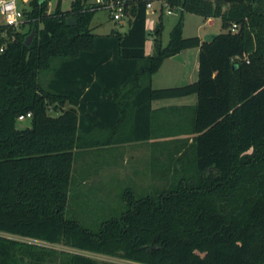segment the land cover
I'll return each instance as SVG.
<instances>
[{
  "label": "trees",
  "instance_id": "obj_1",
  "mask_svg": "<svg viewBox=\"0 0 264 264\" xmlns=\"http://www.w3.org/2000/svg\"><path fill=\"white\" fill-rule=\"evenodd\" d=\"M170 3L184 12L166 46L164 16L149 31L144 0L128 8L124 33H94L95 13H81L80 4L48 15L37 2L31 28L10 34L0 60V233L139 264H264V0ZM186 12L221 18L228 31L190 42ZM188 43L201 45L197 82L153 89L162 61ZM193 94L195 105L152 109ZM160 137H192L172 158L168 189L141 197L127 188L125 209L97 228L70 214L79 150ZM0 264L119 263L0 235Z\"/></svg>",
  "mask_w": 264,
  "mask_h": 264
},
{
  "label": "rangeland",
  "instance_id": "obj_2",
  "mask_svg": "<svg viewBox=\"0 0 264 264\" xmlns=\"http://www.w3.org/2000/svg\"><path fill=\"white\" fill-rule=\"evenodd\" d=\"M70 4V1H65L59 8L62 11H68L71 7ZM57 8L55 0H53L52 12L57 11ZM48 11L50 10L47 7L46 13H48ZM109 17V14L105 11L95 13L92 24L101 23L102 25L94 29V32L98 35H107L116 30L122 33L126 31L128 24L125 23L124 27L120 28L116 26V23L112 22ZM179 19L178 15H165L163 17L164 46L168 44L171 29L179 22ZM158 22L159 20L157 17L150 14L147 17L149 31H154ZM150 27L152 30H150ZM30 28V26H27L25 30L28 31ZM182 28L183 37L190 42H192V40L204 41V38L208 35H219L228 31L221 18H207L190 12L184 13ZM200 46L201 45L198 43H188L180 53L182 60H175L173 57L165 58L158 71L152 77V88L156 90L174 89L196 83L198 80ZM145 52L147 56L154 54V38L149 37L147 40ZM172 74H177V76L173 77L171 76ZM197 101V95L193 94L185 98L160 99L155 101V104L158 105L159 103L160 107H173L195 105ZM63 109L67 110L68 105H65ZM52 113L58 114L59 112L56 111ZM28 124L29 121L26 120L21 122L20 125L26 126ZM169 143L170 145L177 144L176 141H172L171 139ZM132 151H136V149H126L122 152L123 157H125H121L123 158L122 162L118 160L116 166L105 167L103 157L98 158L97 154L92 151L90 152L85 149L79 150L73 166L72 183L74 182L75 186L79 182H84V186L80 187L78 190H75V188L73 191L71 190L68 211L70 214L77 213L78 218L81 219L85 226L97 228V225L103 220L113 215L120 214V212L125 209L122 196L127 188H132L136 196L142 197L166 190L173 183L174 172L177 165L172 161V158L177 159L176 157H170L168 163L165 164L168 165L167 167L165 166L168 172L159 174L154 173L153 175L133 174L129 159V154ZM105 185H109L112 190L104 189L103 186ZM92 187H98V190L95 191ZM93 205H95V208H92L94 211L104 212L109 210L110 213L92 215L90 210ZM1 235L21 242L48 245L34 238L19 237L4 233ZM53 247L58 250L70 249L62 245Z\"/></svg>",
  "mask_w": 264,
  "mask_h": 264
},
{
  "label": "built area",
  "instance_id": "obj_3",
  "mask_svg": "<svg viewBox=\"0 0 264 264\" xmlns=\"http://www.w3.org/2000/svg\"><path fill=\"white\" fill-rule=\"evenodd\" d=\"M65 1H70V9L72 10L74 5L80 4L81 13H89L94 12L97 13L99 11H105L109 14L110 19L113 22L120 23L125 19H128L127 10L133 3H137L138 1L143 0H55V4L57 7H61ZM146 1V10L147 17L152 14L157 17L159 20L161 16H172L178 15L179 17L184 12V8L182 6H173L170 3V0H144ZM46 3L48 6L47 14L51 15L53 7V0H0V60L6 52L8 42L10 41L11 33L23 32L26 31L27 26H31V24L35 21L30 16V13L34 10V4ZM68 10V11H69ZM233 31L238 29L237 24H234L232 27ZM32 116L31 113L26 115H20L19 121L24 122L30 119ZM2 233H0L1 235ZM45 243V242H43ZM48 244V243H45ZM46 247L55 248L53 246L57 245H43ZM70 248L69 250H65L71 253L80 254L83 256L91 257L100 261L113 262L119 264H139L134 261H130L127 259L114 258L110 256L100 255L91 253L88 251H83L76 248ZM72 249V250H71Z\"/></svg>",
  "mask_w": 264,
  "mask_h": 264
},
{
  "label": "crops",
  "instance_id": "obj_4",
  "mask_svg": "<svg viewBox=\"0 0 264 264\" xmlns=\"http://www.w3.org/2000/svg\"><path fill=\"white\" fill-rule=\"evenodd\" d=\"M109 19H110V17H109ZM92 22H93V20H92ZM114 23H116V22H114ZM125 23L128 24V19H125L124 21H122L120 23H116V26L123 28ZM101 25H102L101 23L100 24H94V25L91 23V28H92L93 32L95 31L94 29H96L97 27H99ZM147 28H148V26H147ZM127 30H128V28L126 29V31ZM148 30H149V28H148ZM150 30H152L151 27H150ZM94 33H96V32H94ZM198 72H199V63H198ZM171 76L175 77V76H177V74H172ZM182 98H185V97H182ZM66 105H68V109L73 107L70 103H67ZM182 106H188V105H182ZM161 108H169V107L168 106L160 107L159 103L157 105V104H155V101L152 102V109L153 110H157V109H161ZM107 138L108 137L105 136L104 141H107ZM183 138H170V139L172 141H176V140L179 141ZM170 139L160 137V138L146 140V141H133V142L123 143V144L98 146V147L89 148V149H87V151H90V152L92 151L93 153H96L98 158L103 157V163H104L105 167L106 166L107 167H110V166L114 167V165L116 166V163L118 162V160H121V162H122L123 158H125V157H123V154H122L123 151H125L126 149H129V150L136 149V151H132L129 154V159H130V163H131L130 167H131L132 173L133 174L153 175L154 173L159 174V173L168 172V170L166 168L168 165H165V164L168 163L169 158L170 157H176V158L181 157L182 154L185 153L186 147L188 146V144L190 145V143H192V137L190 138L188 144L182 142L181 144L170 145V143H169ZM143 149H144V151H143ZM121 157H123V158H121ZM83 184H84V182H79L78 184H76L74 186V182H73L72 183L73 187H71V190L73 191L74 188H75V190L76 189L78 190L80 187L84 186ZM92 188L95 191L98 190V187H92ZM103 188L106 190H112V189H110L109 185H105V186H103ZM70 195H71V191H70ZM72 195H73V192H72ZM92 208H95V205H93L91 207V210H90L92 215L93 214L99 215V214L110 213L109 210L104 211V212H102V211L97 212V211L92 210ZM74 214L78 215L77 213H74Z\"/></svg>",
  "mask_w": 264,
  "mask_h": 264
},
{
  "label": "water",
  "instance_id": "obj_5",
  "mask_svg": "<svg viewBox=\"0 0 264 264\" xmlns=\"http://www.w3.org/2000/svg\"><path fill=\"white\" fill-rule=\"evenodd\" d=\"M68 23H69V25H71V26H76L77 25V18L76 17H70L69 19H68ZM36 33H37V28H36V26H34L33 27V29H32V32L30 33V35L27 37V39H26V45L27 46H30L32 43H33V41H34V38H35V36H36ZM217 35H208V36H206L205 38H204V41L205 42H211V41H213L214 40V38L216 37ZM175 60H182V56L180 55V54H178V55H176V56H174L173 57Z\"/></svg>",
  "mask_w": 264,
  "mask_h": 264
}]
</instances>
